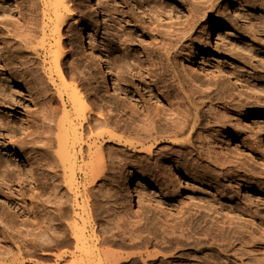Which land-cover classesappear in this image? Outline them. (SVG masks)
Segmentation results:
<instances>
[{
	"label": "rangeland",
	"instance_id": "1",
	"mask_svg": "<svg viewBox=\"0 0 264 264\" xmlns=\"http://www.w3.org/2000/svg\"><path fill=\"white\" fill-rule=\"evenodd\" d=\"M71 1L75 13L67 20L62 30L65 46L63 72L66 79L61 80L49 64L53 38L48 33L47 36L41 34L40 30L42 23L47 22H41V13L45 6L43 0H0V41L13 62L11 64L16 65H11L13 70H10L4 59H0V118L5 128L0 131V181L3 176L9 178L10 184L16 189L9 195L15 205L12 208L2 200L5 190L0 186V216L5 214L13 224L24 230L41 220L45 208L51 219V211L58 198L63 201L64 212L74 213L70 199L77 196L81 201L85 199L89 208V216L84 215L85 221L80 225L88 239L96 244L100 230H109L113 222L123 217L125 212L129 211L130 216L143 212V225L150 229L156 236L155 241L157 240L156 248L150 245L148 250L159 248L166 256L150 255L146 258L141 254L144 251L141 238L116 240V244L109 248L122 257L116 262L112 261V264H144L141 263L144 259H150V264H165L164 259L170 258L174 242L168 239L171 234L168 237L162 236L158 225L165 220L176 221L182 214L187 217V213L195 210L197 204L210 206L212 215L226 223L229 217L237 216L240 211L249 212L248 217H252L255 224L263 227L264 117L257 118L251 108L257 103L264 104V93L244 89L234 78L242 75L252 81L264 80V0H249V4L246 2L248 0H214L213 4L219 5H213L212 14L207 12L203 20H197L195 33L197 34L200 25L205 21L216 19L222 24L221 27L229 29L227 31L230 34L220 39L212 38L207 46L201 47L202 52L197 51L200 49L199 45L194 48L196 54L182 52L181 62L187 64L185 67L176 63L173 58L166 60L159 55L157 59L161 64L155 69H148L142 61L143 57L138 50L141 40L151 37L150 29L153 26L162 30L165 23L177 24L189 11L199 14L207 11L208 4L205 0ZM162 3L167 6L169 13H164L161 19H156L155 12L152 11L155 7L161 8ZM232 3L234 10L230 11ZM73 18L78 20L77 24H72ZM19 21H26L30 33L35 37V43L31 47L22 46L20 39L13 36ZM47 23L49 25V22ZM69 25L75 26L74 30L68 31ZM86 30L91 36L88 37L89 42L81 46V39ZM215 39L217 42H214ZM132 56L139 62V67L133 65ZM98 57H101L100 60L115 82L120 84L122 90L125 89L127 97L106 88V82L98 77ZM212 66L225 69L231 74V79L220 80L213 77ZM156 76L165 81L168 94L162 89L164 84L157 80ZM188 83L200 86L193 90L194 96H200L199 90L209 91L213 100H223L224 96L230 95L233 100L226 105L235 111L240 108L237 107L238 103L247 102V106L241 110H249L248 113L238 121H231L222 126L219 142L223 150L221 157L232 163L242 161L248 164L254 173L253 176L248 177L250 174L246 172L247 177L238 180L236 185H228L222 181L218 185L215 179L176 170L171 178L166 175L155 176L156 186H153V189H158L156 192H152L148 185L135 184L140 197V200H137L132 193H128L125 198L113 193V169L110 165H107L105 174L91 185L92 187L85 184L78 167L86 158L82 160L77 151L74 174L64 177L62 166L54 155L56 144L53 135L56 121L61 116L67 115L78 124L80 117L72 105L73 99H79L80 103L83 102L87 106L84 111L89 108L98 111H92L91 115L101 112L99 104L108 100L115 109L117 107L115 111H122L123 119H126L127 123H121L129 125L128 117L132 111L134 114L130 117L142 115L146 111L161 116L181 91L180 86L183 85L187 92L191 91ZM206 86L208 90L205 89ZM87 124L84 122L81 127L77 125L84 139L86 138L81 142L83 149L87 145L86 142H89L91 150L101 144L103 153L109 148L118 151L122 156L138 157L148 146V143H145L133 147L117 143L107 136L99 141L94 137L95 134L110 127L94 121ZM20 127L28 128L27 132L24 131L28 136L19 135ZM9 130L18 136L28 163L22 161L19 154H11L8 138H2ZM86 135L90 137L87 138ZM43 141L46 144H43ZM6 150L10 152L5 153ZM5 160L8 164L6 170ZM142 161L147 163L150 169L149 161ZM26 166H29V172L26 171ZM215 194L219 203L225 204L222 205L223 208L209 201L216 197ZM157 201L161 204L158 205ZM53 223L51 219L50 224ZM52 231L50 228L49 234H52ZM7 236H10V240ZM0 240L9 244L18 240L16 233L2 221ZM179 249L178 253L183 248ZM39 253V249H32L23 254V257L29 261L27 264H43L40 262ZM13 257L11 253L2 254L0 263Z\"/></svg>",
	"mask_w": 264,
	"mask_h": 264
},
{
	"label": "bare ground",
	"instance_id": "2",
	"mask_svg": "<svg viewBox=\"0 0 264 264\" xmlns=\"http://www.w3.org/2000/svg\"><path fill=\"white\" fill-rule=\"evenodd\" d=\"M213 1L205 0V3L208 4L207 11L200 14L189 11L177 24L167 22L162 30L153 26L150 29L151 37L141 40L139 44L138 50L143 57L142 61L146 63L145 66L148 69H155L161 64L158 62L157 56L162 55L166 60L173 58L176 63L185 67L187 64L181 62L182 52L196 54L194 48L197 45L200 46L197 51L202 52L203 46H207L212 38L220 39L230 34L227 31L229 29L221 27L222 24L216 19L205 21L200 25L197 34L195 33L197 20H203L207 12L212 14L213 5H219V3L213 4ZM43 2L45 6L41 13V22L47 20L49 25L47 22L42 23L40 26L41 34L46 36L49 34L53 38V49L50 55L48 54L51 58L49 64L57 76L61 80H65L66 76L63 72L65 46L62 40V30L67 20L74 16L73 3L71 0H43ZM246 2L249 4V0ZM162 5L161 8L155 7L152 11L155 12L156 19L159 17L161 19L162 14L169 13L167 6L164 3ZM233 7L232 3L230 11L234 10ZM77 23L78 20L73 18L72 24ZM74 27L69 25L68 31L74 30ZM30 31L26 21L21 23L19 21L16 34L13 36L20 39L22 46L31 47L35 43V37ZM84 32L81 46H84L85 42H89L88 37L91 36L88 30ZM41 38L43 39V37ZM217 39L214 42H217ZM100 58L96 59L99 69L98 77L106 82V88L127 97L128 94H126L125 89L122 90L120 84L115 82ZM0 59H4L5 65L10 70H13L11 65L16 67L15 64H11L13 62L10 61V56L1 41ZM131 61L135 67H139V62L133 56ZM211 71L213 77L220 80L229 79V75H231L219 66H212ZM20 75L23 76L21 72ZM156 78L164 84L162 89H165L166 94H168L165 81L158 76ZM234 79L244 89L264 93V80L252 81L242 75H237ZM189 84L191 91L187 92L183 89V85L180 86L181 91L175 96V100L168 104L161 116L145 110L146 112L142 115L130 117L134 114V111L131 110V115L128 117L129 125H125L127 122L126 119H123L122 111L120 109V111H115L117 107L115 109L108 103V100L99 104L101 100L99 98L97 104L101 107V112L97 114L95 112L98 111L92 110V108L84 111L87 106L83 102L80 103L79 99H73L72 105L80 117L78 124L77 121L73 122L69 119L67 115L61 116L56 121L53 135L56 144L54 155L62 166L64 177L73 176L77 151L82 160L86 158V161L78 167L82 172L85 184L89 186L95 184L105 174L107 165H110V168L113 169L111 173L114 181V186L111 189L113 193L124 198L128 193H132L137 200H140V197L135 184L148 185L152 192H156L155 190L158 189H153V186H156L155 176L166 175L171 178L176 170L185 174L192 173L200 177L215 179L218 181V185L221 181L227 182L228 185L231 183L236 185L238 180L247 177L246 172L250 174L248 177L253 176L254 173L248 164L242 161L232 163L221 157L223 150L219 142V137L222 134L221 127L228 122L238 121L241 116L248 113L249 110L244 109V112L241 110L247 106V102L238 103L237 107L240 108L236 110L239 112H236L226 105L233 100L230 95L224 96L223 100H213L209 96V91L199 90L200 96H194L193 90L200 86L193 83ZM205 89L208 90V86ZM95 98L98 99L97 96ZM251 109L257 118L264 117V104L259 105L257 103ZM92 111H95L96 116H94L95 114L91 115ZM112 118L114 119L112 120ZM92 121L110 127L107 130L97 132L94 136L97 140L100 141L107 136L117 143H124L133 147L148 143L145 152L139 153L138 157H133V155L122 156L117 153L118 151L108 148L103 153L101 144L96 149L91 150V145L86 142L87 140L85 141L87 145L83 149L81 142L84 135L78 126L81 127L84 122L89 125ZM122 121H125V124H122ZM2 129L5 128L0 118V131ZM24 131L27 132L28 128L20 127L19 135L28 136ZM4 137H7L11 144V154H19L22 161L28 163L18 136L9 130L5 135H2V138ZM47 140L46 142H48ZM46 142L43 141V144ZM9 152L10 150L5 151V153ZM142 160L149 161L150 169H148L147 163ZM4 165L6 170L8 167L6 160ZM25 169L29 172L30 168L26 166ZM124 176L126 177L123 180ZM16 177L18 178V176ZM0 186L5 190L2 200L13 208L15 205L9 199V195L14 193L15 187L10 184L9 178L4 176L0 181ZM57 200L58 202L55 203L51 211V219L54 222L52 225L46 208L42 213L41 220L24 230L13 224L12 220L8 219L5 214L0 216V221L13 230L18 238L17 241L10 244L0 240V255L11 253L14 256L11 260L0 264H27L29 261L23 257V254L32 249L40 250L39 258L43 264H112V261L116 262L122 256L120 257L109 247L116 244V240L126 241L134 238H141L143 241L144 251L141 254L145 255L146 258L150 255L166 256L165 252L159 250L158 247L153 251L148 250L150 245L156 248L157 240L155 241L156 236L151 233L150 229L143 225L142 220L145 218L143 212H136L134 216H130L129 211L125 212L123 217L113 222L109 230L101 229L98 242L93 244L80 225L85 221L84 215L85 217L89 216V208L85 199L81 201L77 196L72 197L70 201L74 213L70 214L63 211L61 198ZM209 201L221 208H223L222 205H225L219 203L217 195ZM157 204L160 205L161 202L157 201ZM212 212L210 206L197 204L195 210L187 213V217L182 214L176 221L165 220L160 222L158 228L163 233L162 236L168 237L171 234L168 239L174 242L170 258L164 259L165 264H264V226L255 224L253 218L248 217L249 212H238L237 216L228 218V223L219 220L216 215H212ZM50 228L53 230L52 234H49ZM59 236L61 238L57 239ZM7 238L10 240V236ZM179 248H183L180 253H178ZM141 261H143L141 263L150 264V259Z\"/></svg>",
	"mask_w": 264,
	"mask_h": 264
}]
</instances>
